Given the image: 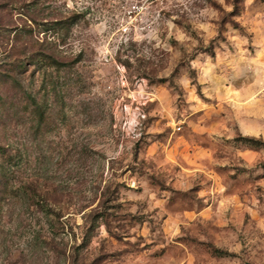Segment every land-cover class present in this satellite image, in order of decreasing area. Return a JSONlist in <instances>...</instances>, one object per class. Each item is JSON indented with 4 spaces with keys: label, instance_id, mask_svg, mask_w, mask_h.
Returning a JSON list of instances; mask_svg holds the SVG:
<instances>
[{
    "label": "rangeland",
    "instance_id": "374dc122",
    "mask_svg": "<svg viewBox=\"0 0 264 264\" xmlns=\"http://www.w3.org/2000/svg\"><path fill=\"white\" fill-rule=\"evenodd\" d=\"M132 1L0 0V264H264V0Z\"/></svg>",
    "mask_w": 264,
    "mask_h": 264
},
{
    "label": "trees",
    "instance_id": "16d2710c",
    "mask_svg": "<svg viewBox=\"0 0 264 264\" xmlns=\"http://www.w3.org/2000/svg\"><path fill=\"white\" fill-rule=\"evenodd\" d=\"M49 23V22H46ZM49 29H53V28H49ZM42 46L44 45V41H41ZM47 48H39L38 50H36V54L33 55H28V58H33L36 59L37 62L40 64V67H51L54 66L56 67V69H59V66L62 64L61 61H59L52 53L48 52L46 50ZM20 65H23V62L20 60ZM33 104L35 105L36 109L40 108V104L39 102L36 100V98L33 97ZM248 139L250 141H253L254 143L257 144H263L264 145V141L262 140H258L256 138L253 137H248ZM0 152H2V154H4L5 152V147L0 146Z\"/></svg>",
    "mask_w": 264,
    "mask_h": 264
},
{
    "label": "built area",
    "instance_id": "2783aa9c",
    "mask_svg": "<svg viewBox=\"0 0 264 264\" xmlns=\"http://www.w3.org/2000/svg\"><path fill=\"white\" fill-rule=\"evenodd\" d=\"M149 0H133L131 2V12L133 14L139 12L142 8H144V5L146 4V2Z\"/></svg>",
    "mask_w": 264,
    "mask_h": 264
}]
</instances>
